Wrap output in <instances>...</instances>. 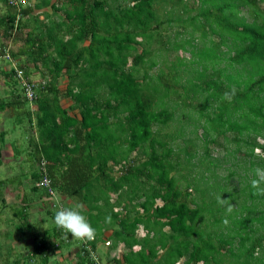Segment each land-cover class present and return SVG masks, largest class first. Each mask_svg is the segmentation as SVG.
<instances>
[{
  "label": "trees",
  "instance_id": "16d2710c",
  "mask_svg": "<svg viewBox=\"0 0 264 264\" xmlns=\"http://www.w3.org/2000/svg\"><path fill=\"white\" fill-rule=\"evenodd\" d=\"M0 1V38L26 29L18 52L2 43L0 55L19 54L28 79L40 72L29 146L61 197L36 185L38 167L32 189L56 224L29 255L47 264L65 243L63 210L92 250L111 230L107 254L122 247L106 264H264V0H37L19 12ZM3 74L15 94L0 112L16 110L28 100L14 67ZM210 144L241 153L250 181L227 189ZM14 213L31 226L29 204Z\"/></svg>",
  "mask_w": 264,
  "mask_h": 264
},
{
  "label": "rangeland",
  "instance_id": "374dc122",
  "mask_svg": "<svg viewBox=\"0 0 264 264\" xmlns=\"http://www.w3.org/2000/svg\"><path fill=\"white\" fill-rule=\"evenodd\" d=\"M36 1L37 0H29L30 5H33ZM46 9L50 10L49 6H47ZM6 10L7 6L0 1V15L5 14ZM27 17L28 16H25L24 19ZM25 36L26 29H24L20 35H17V41H5L0 38V44L3 43L6 45V49L16 52L20 48L21 44H23ZM6 52H8V50ZM6 52L4 51V54ZM179 53H181V51ZM4 54L0 55V99L4 98L5 100H8L12 98L15 93H12L11 83L5 81L3 72L15 66L16 62H18L19 59L21 60V58L19 54L13 58L10 55L7 57L5 56L6 54ZM22 58L25 59L26 56H23ZM169 58H172V55H169ZM157 67L158 66H155L150 69V73H156ZM32 71L33 72L30 74L31 80L41 81L40 72H38L35 68H32ZM59 83L61 86L64 84L62 79H60ZM15 84L18 93H20L23 97L24 94L17 80ZM28 108L31 112L35 111L34 106L31 105L30 102L26 101L17 107L13 116H8V111L0 113V130H7L10 134L6 136L5 145H0L2 147L14 146L15 149H18L9 155V157H11L10 163L8 162L0 165V180H2L0 181V264H43L40 262L38 255H29V250H31L35 242H37L36 239L43 236L45 228L56 223V218L50 216L46 211L48 207L46 204H44L45 199H41V197L38 195V192L32 189L33 179L30 176V172L34 169L36 161L31 157V155L29 156L30 152L28 151V148H26V142L32 134L30 131L31 129L27 127L28 119L25 110ZM176 126L177 123L172 124L169 126V128L161 129L160 133L162 134L163 132L173 131L174 127ZM188 128L189 127H186L184 129L185 133L183 137L190 135V130ZM200 132L201 128H198V134H200ZM13 136H15L17 139L19 137V140H15L13 142V139H10V137L12 138ZM259 141L262 142V138H259ZM179 142L180 145L183 144L182 137ZM233 146L234 144H229L230 148H233ZM210 148L211 157L219 162V166L217 168L219 179L224 185L226 184L227 189H239L242 185L250 181L251 176L249 174L246 178L243 177L242 180L239 178V174H243V167L238 166L241 164V153H236L234 157L231 156L225 158V150L220 146L216 144H210ZM202 151L203 148L198 146L197 154L193 159V163L197 162L198 164V156L202 153ZM255 152L259 151L256 150ZM195 170H197V168ZM229 170H236L238 175L234 174L230 178L223 180L224 174H226ZM184 171L185 170H182V172ZM22 194H24V199L26 201H36V203H33L31 211L29 210V220L31 222V226L25 230H20L17 228V225L20 224L22 220L14 213L20 207L16 206V203H20ZM60 198L61 197L58 194H55V200L52 201V203L60 201ZM63 245L64 244H62L61 247H64L62 251L65 255L69 245ZM54 257V254H49L47 264H65L64 261H54ZM68 259L73 261L70 256H68ZM100 263L103 262L100 261Z\"/></svg>",
  "mask_w": 264,
  "mask_h": 264
},
{
  "label": "crops",
  "instance_id": "0c3cea01",
  "mask_svg": "<svg viewBox=\"0 0 264 264\" xmlns=\"http://www.w3.org/2000/svg\"><path fill=\"white\" fill-rule=\"evenodd\" d=\"M53 1V0H52ZM4 4L7 6V4H6V2H4ZM29 6H32V5H30V2H29V4H28ZM11 7V6H10ZM26 7V6H25ZM24 7V8H25ZM12 8V7H11ZM14 9V8H13ZM13 67H16V66H13ZM6 111H8L9 112V114H8V116H13L14 114H15V112H16V110H13V109H11V108H6V109H4L3 111H1L0 113H2V112H6ZM0 118H1V114H0ZM0 131H4V129H2V130H0ZM14 131V130H13ZM12 131V132H13ZM31 131V130H30ZM5 136H4V140H3V142L1 143L2 145H5V142H6V136H8V135H10L9 133H8V131L7 130H5ZM28 138V137H27ZM10 139L12 140L13 139V142L15 141V140H19V137H18V139L17 138H15V136H13L12 138L10 137ZM12 142V143H13ZM11 143V144H12ZM11 144H9V145H11ZM26 144H27V146H26V148H28V151L30 152V154H29V156L31 155V157L32 158H34L33 157V152L31 151L32 150V148L29 146V139H28V141L26 142ZM18 149H15V147L14 146H7V147H2V149H1V164L0 165H2L3 163H10V160H11V157H9V155H11L12 154V152L14 151H17ZM10 151V152H9ZM8 153H10V154H8ZM6 155V156H5ZM36 161V160H35ZM38 163V164H37ZM35 167H34V169L30 172V176L32 177V174L34 173V172H36L37 170H38V167H39V162L38 161H36L35 162ZM32 179H33V177H32ZM0 181H2V180H0ZM32 185H33V181H32ZM22 199L20 200V203H16V206H21V205H23V204H25V203H27V204H29V210L31 211V207L33 206V203L35 202L36 203V201L35 200H32V201H26L25 199H24V194H22V197H21ZM44 204H45V202H44ZM29 215H30V212H29ZM56 224V223H55ZM54 224V225H55ZM53 227V225L52 226H50V227H46L45 228V230L44 231H47V230H50V232H52V228ZM52 228V229H51ZM56 231V230H55ZM68 231L70 232V236L69 237H66L65 238V240H64V245L66 246V245H69V248L67 249V251L65 252L66 254L64 255V253H63V249H64V247L62 248L61 246L60 247H58L53 253H50V254H54L55 255V257H54V261L56 260V261H64L65 262V264H83L81 261H83V260H81V257H80V252H81V248L82 249H84L83 247H84V240H88V239H91L92 237H91V233L88 231V232H82V233H80L78 230H77V227H76V224H74V225H72V227H70V228H68ZM110 232H111V230L110 229H108V230H106L105 231V236L104 237H99V239H97L96 241H95V245H94V247H93V253H94V255H95V257L97 258V259H99L101 262H103L102 264H106V263H108L107 262V256H109V257H116V256H119V254H120V251H121V247H122V244H119L118 245V247L116 248V249H114V250H112V251H109L108 252V254H107V250H108V244L110 243V241H108L107 239H105V237H107L109 234H110ZM45 233V232H44ZM139 233L140 234H143V231H142V229L140 228V230H139ZM88 237V238H87ZM54 237H53V235L52 236H50V240H54L53 239ZM39 239V238H38ZM77 244V245H76ZM63 245V246H64ZM72 245H73V247H72ZM11 248V247H10ZM92 248V247H91ZM26 251V250H25ZM107 254V255H106ZM68 256H70L71 257V259L73 260V261H71V260H69L68 259ZM65 258V259H64ZM84 262H85V260H84ZM85 264H88L87 262H85Z\"/></svg>",
  "mask_w": 264,
  "mask_h": 264
},
{
  "label": "built area",
  "instance_id": "2783aa9c",
  "mask_svg": "<svg viewBox=\"0 0 264 264\" xmlns=\"http://www.w3.org/2000/svg\"><path fill=\"white\" fill-rule=\"evenodd\" d=\"M7 3L12 8H14L16 11L19 12L22 8H24L25 6H27L29 4V0H7ZM18 16H19V14H18ZM5 56L9 57L8 54H6ZM14 69H15V76L17 78V82L19 83V85L22 89L24 97L29 102H32L36 97V90H37V87H38L40 81H34V80L26 78L22 69H19L17 67H14ZM39 170H40V173H42V175H41L42 177L40 178V180H38L36 182V185L39 187H41V186L46 187L48 189V192L55 197V191L52 189L50 179L47 176L46 161L44 159H42L39 162ZM58 202L59 201H56L55 204H58ZM60 206H59V208H60ZM61 213H62L61 218H62L64 225H65L64 230H66L67 226L75 224V220L73 217L68 216L66 213L63 212V210L61 211ZM86 242H87V240H84V243H86ZM84 246H85V244H84ZM85 248L90 251V254L92 255V259L94 261V264H102L95 257L92 248L88 244H86Z\"/></svg>",
  "mask_w": 264,
  "mask_h": 264
}]
</instances>
